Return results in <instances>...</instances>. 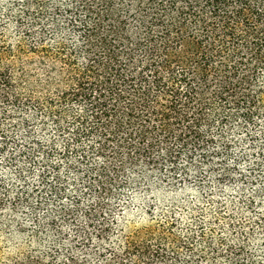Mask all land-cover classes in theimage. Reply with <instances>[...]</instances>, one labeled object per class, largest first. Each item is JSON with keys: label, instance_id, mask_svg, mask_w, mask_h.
Returning <instances> with one entry per match:
<instances>
[{"label": "trees", "instance_id": "16d2710c", "mask_svg": "<svg viewBox=\"0 0 264 264\" xmlns=\"http://www.w3.org/2000/svg\"><path fill=\"white\" fill-rule=\"evenodd\" d=\"M103 1L106 7L99 13L102 21L105 14H110L107 19L114 16L112 0ZM129 2L125 16L116 17L121 21L115 20L119 40L105 38L99 45L93 44L92 30L102 25L96 21L92 26L95 11L87 9L89 20L77 24L78 31L74 32L79 39L72 41L68 33L74 29L72 21L59 24L49 16L42 0H0V147L5 148L10 132L26 144L32 141V146L24 145L20 150L28 161V171L38 156L45 167L31 192L40 193L41 185L46 188L49 168L55 171L54 179L59 183L60 165L49 163L48 157L63 142L57 155L71 167L72 148L80 151L81 139L92 138L96 133L95 124L101 129L96 136L105 142L119 135L125 124L134 127V134L143 136L150 125L158 129V117L161 122L179 118L191 135L211 141L216 146L211 150L200 142L183 141L178 152L183 146H190L186 148V162L180 165L169 161L167 169H157L155 175L166 177L171 187L199 172L193 164L196 158L202 166L218 167L210 174L216 182H228L232 173L224 157L231 155L233 145L244 154L241 150L245 144L255 145L254 129L264 130V0ZM121 54L130 60L123 69L125 77L120 78L133 89L129 96L116 100L123 91L115 88L114 81L99 87L93 85L92 74L95 69H112ZM82 56L85 63L81 64ZM95 86L99 98L89 99L88 104L91 114L100 117L92 115L96 120L93 122L86 114L87 104L77 98V93L81 98L82 93L94 97ZM166 94L171 97L169 104L159 109L158 100ZM75 103L83 104L82 113L73 108ZM69 116L73 123L68 122ZM202 116L200 127L191 125ZM35 132L40 133V139L33 136ZM235 132L246 138H236ZM263 152L264 148L257 154V165L264 162ZM214 159L220 162L215 163ZM73 169L78 171L79 167ZM125 170L133 172L129 185H140L141 179L146 188H156L154 173L140 166ZM19 176L20 181L25 179L21 171ZM199 184L201 187L203 183ZM23 192L25 196L22 193L14 198L16 204L12 208L0 197V235L12 241L16 233L20 238L27 235L19 210L32 207L28 192ZM81 198L74 201L77 207H60L54 215L45 213L39 217L31 209L35 228L29 231L32 234L27 242L46 245L27 251L17 248L7 255L0 247V264L258 263L252 257L241 258L245 242L234 246L215 236L210 229L213 223L207 228L198 214L200 208L197 212L184 208L191 221L165 211L167 215L157 221L136 228L119 220L116 207L111 204L92 217L80 216ZM72 216L77 221L75 225L65 221ZM65 226L73 229V236L63 238Z\"/></svg>", "mask_w": 264, "mask_h": 264}, {"label": "rangeland", "instance_id": "374dc122", "mask_svg": "<svg viewBox=\"0 0 264 264\" xmlns=\"http://www.w3.org/2000/svg\"><path fill=\"white\" fill-rule=\"evenodd\" d=\"M42 1L45 3V9L49 16L51 15L57 19L59 24L72 21L69 23L73 24L74 29L68 32L72 41L79 39L78 33L74 32L78 31L77 24L83 20H89L87 9L91 12L95 11L91 16L92 26L95 27L96 24L94 22L96 21L102 22V25L101 28L92 30L95 36L93 44L99 43V45H101L100 41L105 38L119 40V30L115 20H119L116 18L117 16H125L127 3H130V0H112L110 4H113L114 16L107 19L110 14H105L106 19L102 21L99 13L105 9L103 7H106L103 0ZM159 33L156 34L157 37L161 34ZM80 40L79 44L81 47L82 38ZM83 48L85 47L83 46ZM87 59L89 58L87 57ZM129 60L130 57L121 54L118 60L113 63L112 69L110 67L100 70L95 69L92 74L93 85L96 83L97 86L104 87L105 84L109 83V80H113L115 88L122 90L123 95L116 97V94L113 93L114 95L112 96L116 97V100L129 96L133 87L129 83L126 85L120 78V75L125 77L123 69L127 66L126 63ZM80 62L81 64L85 63V57H80ZM97 86H95L94 97H90L89 94L85 96L82 93L83 98H81L79 93H77V98L82 103L87 104V113H85L91 118L92 115L100 117V115L95 113L91 114L88 104L89 99L96 101L99 98ZM161 97L158 100L159 109L168 105L171 99L168 94ZM156 103L154 101L153 104L156 105ZM73 108L78 109L80 112H83L84 109L83 104L77 105V103L74 104ZM96 110H98L97 105H95L94 111ZM157 119L158 129L156 130L150 125L146 135L138 136L134 134L132 132L134 127L125 124L119 135L110 137L105 142L102 137L99 139L96 136V134H100L101 129L100 126L95 124L96 133H94L92 138L81 139L82 147L80 151L78 152V150L72 148L71 155L73 160L80 162L72 160L70 163L71 167H68L66 161H62V158L57 155L63 143L60 142L55 147L58 150H54V153L48 157L49 163L60 165L59 169H57V172L59 170L60 173L58 174L60 181L58 183L55 180V171L49 168V173L44 183L46 188L41 185L38 189L40 193L31 192V188H33V185L39 184L42 167H45L43 160L41 157L36 156L35 164L28 171V161L22 156L23 154L20 150L23 149L24 145L32 146V141L26 144L23 138L10 132V140L6 143L5 148L0 147V197L4 198L6 203L12 208V205L16 204L14 198L26 191L28 192L27 195H29V202L32 208L19 210L21 220L26 224V236L20 238L19 233H16L12 241V238L0 235V247L6 251V255L15 253L13 251L17 248L27 251L43 248L46 245L39 242L30 245L27 242V239L32 234L29 231L35 228L30 219L31 209H34L33 211L37 212L36 215L39 217H43L45 213L54 215L55 211L60 207L71 206L72 209L77 207L74 201L81 196L82 198L79 199L80 216L92 217L93 214H99L104 211L107 204H111L116 207L115 216L119 220H124L136 228H142L150 224L151 221H157L162 215L166 214L165 211L175 212L177 217L181 215L185 217L184 221H191V216L187 217L185 215L184 212L186 210L184 208L186 207L188 210L194 209L196 212L200 208V213L198 214L201 215V219L205 222L207 228L210 222L213 223L210 229H213L215 236L224 238L228 244L234 246L245 242L244 253L241 258L248 260L252 257L258 262L257 264H264V162L260 165L256 164L257 154L264 148V130L254 129L255 145L248 146L249 143L248 145L245 144L241 150L244 154L238 153L235 145H233L231 155L224 157L223 161L232 173L231 180L228 182H216L210 174L218 167L202 166V164H199L200 159L196 158L193 164L199 167V172L195 175L191 174L185 181L179 180L175 183V187H171L167 184L166 177L161 176L160 178V176L155 174L158 171L157 169H167L169 161H177L180 165L186 162V148L190 146H183V150L180 153L178 152L180 146L184 144L183 141H188L192 144L200 142V145L210 150L216 148V146L208 139L203 138V136L200 138L197 134L191 135L189 130L185 129V127L183 128V122L179 118L169 122L159 121L162 120L160 117ZM91 120L93 122L96 121L93 118ZM203 120V116L195 118L191 125L196 128L200 127L204 122ZM68 122L73 123L70 116L68 117ZM52 127L51 125L50 129ZM235 135L236 138H246L243 133L235 132ZM33 136L40 139V133L35 132ZM33 142L43 143L41 140H34ZM214 143H217V141ZM75 155L77 156L75 157ZM214 160L215 163L220 162V160ZM133 163L137 165L133 166ZM138 166L146 172L154 173L153 178L157 181L155 189L146 188L145 181L141 179L138 181L140 185H129L128 182L133 176V172L125 170V168L135 169ZM73 167H79V170L74 171ZM254 170L258 172L256 173ZM20 171L25 177L21 181L19 179ZM124 171H126L125 174L123 173ZM148 175L150 176L151 174ZM240 175L243 176L240 177ZM198 180L203 183L201 187L199 182H197ZM84 187L87 188L84 189ZM58 189L59 193H56ZM53 190L55 192H51ZM74 218L72 216L65 221L67 223L70 222L68 224L75 225L77 221ZM63 232V238L66 235L73 236V229L66 228ZM29 233L30 236H28ZM224 263L227 262L225 261ZM229 264L233 263L230 262ZM242 264L251 263L246 261V263L243 262Z\"/></svg>", "mask_w": 264, "mask_h": 264}]
</instances>
